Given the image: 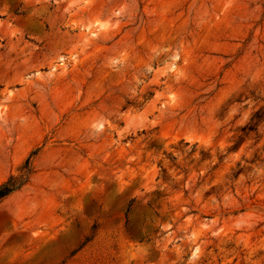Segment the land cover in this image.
I'll return each mask as SVG.
<instances>
[{"label":"rangeland","instance_id":"rangeland-1","mask_svg":"<svg viewBox=\"0 0 264 264\" xmlns=\"http://www.w3.org/2000/svg\"><path fill=\"white\" fill-rule=\"evenodd\" d=\"M12 178L0 264H264V0H0Z\"/></svg>","mask_w":264,"mask_h":264},{"label":"trees","instance_id":"trees-1","mask_svg":"<svg viewBox=\"0 0 264 264\" xmlns=\"http://www.w3.org/2000/svg\"><path fill=\"white\" fill-rule=\"evenodd\" d=\"M26 171L28 172L29 170V161H27L26 166H25ZM26 180L24 179H10L6 183L0 185V203L13 194L15 191L19 190L24 184Z\"/></svg>","mask_w":264,"mask_h":264}]
</instances>
